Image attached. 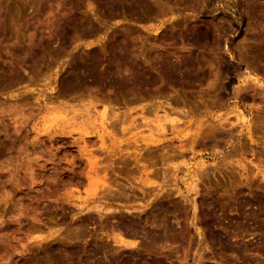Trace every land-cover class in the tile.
I'll return each instance as SVG.
<instances>
[{
    "label": "rangeland",
    "instance_id": "rangeland-1",
    "mask_svg": "<svg viewBox=\"0 0 264 264\" xmlns=\"http://www.w3.org/2000/svg\"><path fill=\"white\" fill-rule=\"evenodd\" d=\"M109 1L0 0V264H264V0Z\"/></svg>",
    "mask_w": 264,
    "mask_h": 264
},
{
    "label": "bare ground",
    "instance_id": "bare-ground-1",
    "mask_svg": "<svg viewBox=\"0 0 264 264\" xmlns=\"http://www.w3.org/2000/svg\"><path fill=\"white\" fill-rule=\"evenodd\" d=\"M108 1H109V0H108ZM111 1L114 2L115 0H111ZM117 1H118V0H117ZM123 1H124V0H123ZM123 1H122V2H123ZM106 2H107V1H106ZM113 2H112V4H113ZM136 2H137V1H136ZM139 2H140V1H139ZM107 3H108V2H107ZM109 3H111V2L109 1ZM137 3H138V2H137ZM127 4H128V3H127ZM129 4H131V3H129ZM129 4H128V5H129ZM107 5H108V4H107ZM121 6H122V5H121ZM110 7H112V6L110 5ZM110 7H109V8H110ZM112 8H113V7H112ZM112 8H111V9H112ZM116 8H117V7H116ZM113 9H114V8H113ZM121 46H122V45H121ZM121 46H120V47H121ZM117 49H119V48H117ZM120 49H121V48H120ZM123 49H124V48H123ZM125 50H126V48H125ZM117 51L119 52V51H121V50H117ZM118 52H117V53H118ZM121 52H122V51H121ZM124 52H125V51H124ZM111 54H112V52H111ZM115 54H116V53H115ZM119 54H121V53H119ZM125 54H127V53L125 52ZM125 54H124V55H125ZM128 54H129V53H128ZM112 55H113V54H112ZM112 55H111V56H112ZM239 56H240V55H239ZM239 56H238V57H239ZM240 57H241V56H240ZM92 58H93V57H92ZM129 58H130V57H129ZM131 58H133V57H131ZM134 58H135V57H134ZM97 59H98V58H97ZM92 60H93V59H92ZM123 60H125V59H123ZM130 60H132V59H130ZM111 61H112V60H111ZM127 61H128V60H127ZM158 61H159V60H158ZM91 62H92V61H91ZM93 62H94V61H93ZM93 62H92V63H93ZM124 62H125V61H124ZM124 62H123V63H124ZM154 62H155V61H154ZM156 62H157V61H156ZM88 63H89V62H88ZM115 63H117V62H114V64H115ZM127 63H128V62H127ZM157 63H158V62H157ZM165 63L167 64V62H165ZM102 64H103V63H102ZM112 64H113V63H112ZM112 64H111V65H112ZM114 64H113V65H114ZM132 64H133V63H132ZM158 64H159V63H158ZM166 64H165V65H166ZM183 64H184V63H183ZM84 65H85V63H84ZM94 65H95V64H94ZM127 65H128V64H127ZM156 65H157V64H156ZM184 65H186V64H184ZM86 66H87V65H86ZM95 66H96V65H95ZM103 66H104V65H103ZM130 66H131V65H130ZM147 66H148V65H147ZM151 66H152V65H150V68H153V67H151ZM179 66H180V65H179ZM105 67H106V66H104L103 68H105ZM157 67H160V66L157 65ZM157 67H156V68H157ZM169 67H170V66H167L163 72H166V74H167L168 76H170L169 74H171V76H172V72H173V70L175 71V69H177V68L174 67L175 69L173 68V70H171ZM95 68H96V67H95ZM247 68H249V67H247ZM250 68H251V67H250ZM88 69H89V68H88ZM107 69H108V68H107ZM154 69H155V67H154ZM158 69H159V68H158ZM158 69H157V71H159ZM253 69H254V70H253ZM90 70H91V69H90ZM93 70H94V68L92 67V70H91V71H93ZM96 70L98 71V69H96ZM121 70H122V69H121ZM136 70H137V69H136ZM180 70H181V69H180ZM252 70H253L252 74L255 72V73H257L258 75H262V76H264V68H263V69H260L259 67H258V68L256 67V68H252ZM106 71H107V70H106ZM127 71H129V69H128ZM157 71H156V69H155L154 73L157 72ZM70 72H71V71H70ZM80 72H81V71H80ZM84 72H85V71H84ZM93 72H94V71H93ZM125 72H126V70H125ZM131 72H132V71H131ZM136 72H138V71H136ZM136 72H134V73H136ZM161 72H162V71H161ZM161 72H160V73H161ZM178 72H179V71H178ZM180 72H181V71H180ZM73 73H75V72H73ZM78 73H79V72H78ZM78 73H76V74L78 75ZM86 73H87V72H86ZM97 73H98V72H97ZM99 73H102V72H99ZM126 73H127V72H126ZM158 73H159V72H158ZM250 73H251V72H250ZM92 74H93V73H92ZM115 74H116V73H115ZM118 74H119V73H118ZM127 74H128V73H127ZM129 74H130V72H129ZM129 74H128V75H129ZM173 74H174V73H173ZM248 74H249V73H248ZM97 75H98V74H97ZM100 75H101V74H100ZM138 75H139V74H138ZM163 75H164V74H163ZM163 75H162V76H163ZM87 76H88V74H87ZM87 76H85V77L87 78ZM93 76H95V75H93ZM104 76H105V75H104ZM107 76H108V75H107ZM107 76H106V77H107ZM110 76H111V77L108 76V77H109L108 79L111 78L115 83H118V82H121V83H124V84L127 83V79L125 80V78L120 79L118 76H116V75L114 76V74H113V75L111 74ZM158 76H159V75H158ZM162 76H160V77H162ZM175 76H176V75H175ZM80 77H81V76H80ZM85 77H84V78H85ZM128 77H129V76H128ZM142 77H143V76H142ZM142 77H141V79H142ZM155 77H156V76H155ZM163 77H166V76H163ZM92 78H93V77H92ZM121 78H122V76H121ZM151 78H152V77H151ZM167 78H168V77H167ZM242 78H244V77H242ZM103 79H104V77H103ZM103 79H102V80H103ZM128 79H129L128 82L130 81L129 83L131 84V83H132L131 79H130V78H128ZM157 79H158V78H157ZM163 79H164V78H163ZM245 79H248V78H245ZM245 79H244V82H245ZM74 80H75V79H74ZM92 80H93V79H92ZM96 80H98V79H96ZM136 80H137V79H136ZM146 80H147V78H146ZM148 80H149L150 82H153V81H154L153 79H151V80L148 79ZM90 81H91V78H90ZM99 81H101V80H99ZM103 81H104V80H103ZM117 81H118V82H117ZM143 81H145V80H143ZM70 82L73 83V80H71ZM70 82H69V83H70ZM74 82H76V81H74ZM95 82H97V81H95ZM95 82H93V83H95ZM110 82H111V80H110ZM137 82H138V81H137ZM242 82H243V81H242ZM99 83H100V82H99ZM134 83H135V82H134ZM145 83H146V81H145ZM74 84H75V83H74ZM76 84H77V83H76ZM83 84H84V83H83ZM100 84H101V83H100ZM130 84H129V85H130ZM141 84H142V83H141ZM70 85H71V84H70ZM114 85H115V84H114ZM116 85H117V84H116ZM126 85H127V84H126ZM133 85H134V84H133ZM135 85H138V84H135ZM144 85H145V84H144ZM65 86H66V85H65ZM65 86H64V87H65ZM88 86H89V85H88ZM90 86H91V85H90ZM96 86H97V85H96ZM106 86H107V85H106ZM106 86H105V87H106ZM108 86H109V84H108ZM108 86H107V87H108ZM111 86H113V84H112ZM138 86H139V85H138ZM150 86H153V85H150ZM80 87H81V86H80ZM82 87H83V86H82ZM94 87H95V85H94ZM125 87H126V86H125ZM263 89H264V88H263ZM249 90H250V88H249ZM73 91H74V90H73ZM242 91H243V90H242ZM244 91L247 92V89L244 90ZM263 91H264V90H263ZM263 91H262V92H263ZM236 92H237V91H236ZM241 93H242V92H241ZM263 93H264V92H263ZM66 95H67V94H66ZM263 98H264V97H263ZM261 99H262V98H261ZM261 99H260V100H261ZM263 107H264V106H263ZM154 108H155V107H154ZM159 108H160V107H159ZM150 110H151V109H150ZM104 112H105V111H104ZM162 112H163V111H162ZM239 112H240V111H239ZM158 113H159V112H157V113L154 112L155 115H158ZM102 114H103V113H102ZM100 116H101V114H100ZM102 116H103V118L106 117L104 114H103ZM102 116H101V117H102ZM104 116H105V117H104ZM108 116H109V114H108ZM155 117H156V116H155ZM155 117H154V118H155ZM103 118H102V119H103ZM106 118H109V117H106ZM106 118H105V119H106ZM210 118H211V121L214 120V119H213L214 117H208L206 120H210ZM223 118H224V117H223ZM225 118H226V117H225ZM238 118H239L238 120H240V121L242 122V124H244V125L247 124V123L244 121V117H243L242 115H239ZM260 118H261V117H260ZM105 119H104V120H105ZM102 121H103V120H102ZM106 121H107V120H106ZM167 121H168V116H167V114H166L165 112H164L163 115H161V116H159V117L157 118V121H156V119H155V122H156V123H154V124H156V127H155L154 130H155L156 133L158 132L157 136H158V135H160V136L157 137V138L155 137L156 139L153 138L154 140L151 139L152 141L149 140V141H151V142H150L151 144H158V143L162 142L161 140H162L163 137H165V134H166V131H165L166 128H169V129H170V134H171L172 136L177 134L178 136H176V137L179 138V134H178L179 127H178V125H176V124H177V119H176V120L173 119V120L168 121V124H169L168 127H167V124H165L166 126H164V124H163V123H165V122H167ZM197 121H198V120H197ZM199 121H201V120H199ZM211 121H210V123H211ZM124 122H125V121H124ZM203 122H205V121L203 120ZM225 122H228V121H227L226 119L218 118V120H217V125H218L220 128H224V129H225V127H226L225 124H224ZM102 123H103V122H102ZM114 123H115V121H114ZM198 123H199V122H198ZM198 123H197V124H198ZM207 123H208V127H209L211 130H210L207 126H206V127H207V128H206V127H203V125L201 126V124H198V125H200L199 130L203 129V131H204V129L206 128V130L204 131V133H205L206 131H208V132L210 131V132L213 134V137L215 138L214 135H216V133H217L216 131L220 132V131H219V128H218L217 130L215 129V124H216V123H215V124H210L209 121H207ZM85 124H86V123H85ZM195 124H196V123H195ZM204 124H205V123H204ZM237 124H238V122H237ZM242 124H241V125H242ZM110 125H111V124H110ZM148 125H149V124H148ZM247 125H248V124H247ZM151 127H152V126H150V128H151ZM202 127H203V128H202ZM239 127L241 128V126H239ZM242 127H243V126H242ZM247 127H248V126H247ZM84 128H85V127H84ZM103 128H104V127H103ZM200 128H201V129H200ZM249 128H250V127H249ZM249 128L247 129V135H248L249 140H250L249 142L253 144V143H255V141H253V138L251 137V133H250ZM207 129H209V130H207ZM80 130H81V129H80ZM154 130H153V131H154ZM214 130H215V131H214ZM220 130L222 131V129H220ZM234 130H235V129H234ZM85 131H87V130H85ZM88 131H89V129H88ZM197 131H198V130H197ZM203 131H202V132H203ZM232 131H233V129H232ZM199 132H200V131H199ZM86 133H87V132H86ZM92 133H93V132H92ZM92 133H91V135H92ZM152 133H153V132H152ZM195 133H196V132H195ZM206 133H207V132H206ZM95 134H96V133H95ZM168 134H169V133H168ZM191 134H192V133H191ZM193 134H194V133H193ZM193 134H192V135H193ZM220 134H221V136H222V133H220ZM231 134H232V133H231ZM245 134H246V133H245ZM88 135H89V134H88ZM171 135H169V136H171ZM203 135H204V134H203ZM210 135H211V134H210ZM223 135H224V134H223ZM252 135H253V134H252ZM84 136H85V135H84ZM204 136L207 137V138L211 137V136H208V134H207V135H204ZM217 136H218V134H217ZM229 136H230V135H229ZM160 137H161V138H160ZM173 137H174V136H173ZM200 137H201L200 135H199V136L197 135V136L193 139L192 142L194 143L196 140H198V142H199V138H200ZM227 137H228V136H227ZM230 137H231V136H230ZM262 137H263V136H262ZM202 138H203V137H202ZM214 138H211V139L213 140ZM259 138H260V136H259ZM263 138H264V137H263ZM189 139H191V138H189ZM200 139H201V138H200ZM203 139H204V138H203ZM203 139H201V140H203ZM209 139H210V138H209ZM209 139H208V140H209ZM211 139H210V141H211ZM218 139H219V138H218ZM226 139L228 140V138H226ZM254 139H255V138H254ZM260 139H262V138H260ZM184 140H185V139H184ZM186 140H187V139H186ZM216 140H217V137H216ZM258 140H259V139H258ZM258 140H256V141H258ZM203 141H204V140H203ZM222 141H223V144H224V142H226V141H224V140H222ZM262 141H263V143H262V142H260V143H262L263 146H264V140H262ZM181 142H183V141L181 140V141H180V144H182ZM186 142H187V144L189 145L188 141H186ZM198 142H197V144H198ZM201 142H202V141H200V143H201ZM204 142H206V141H204ZM221 143H222V142H221ZM184 144H186L185 141H184V143L182 144V146H180V150L183 148V146H184V148H185V145H184ZM187 144H186V145H187ZM197 144H196V146H197ZM201 144H203V142H202ZM227 144H228V143H227ZM258 144H259V142H258ZM210 145H211V144H210ZM260 145H261V144H260ZM205 146H206V144H205ZM213 146H214V148H215V145H213ZM216 146H217V145H216ZM218 146H219V145H218ZM239 146H240V145H239ZM191 147H192V146H191ZM193 147H195V146L193 145ZM203 147H204V146H203ZM207 147H208V146H207ZM210 147H211V146H210ZM163 148H165V146H164ZM163 148L159 149V147H158V151H161ZM186 148H187V147H186ZM208 148H209V147H208ZM212 148H213V147H212ZM216 148H217V147H216ZM250 148H251V147H250ZM156 149H157V148H156ZM166 150H167V149H166ZM185 150H186V149H185ZM235 150H236V149H235ZM243 150H244V149H243ZM236 151H237V150H236ZM161 152H162V151H161ZM161 152H160V153L158 152L159 155L161 154L160 157L163 156L162 153H164V152H162V153H161ZM169 152H170V151H169ZM241 152H242V151H241ZM249 152H250V151H249ZM261 152H262V151H261ZM166 153H167V152H165V155H164V156H166ZM233 153H235V152H233ZM233 153H231V154H233ZM257 153H259V152L257 151ZM167 154H168V153H167ZM169 154H170V153H169ZM177 154H179V152H178ZM177 154H175V155H177ZM236 154H238V153H236ZM175 155H174V157H175ZM227 155H228V156H226V157L229 158V157H230L229 154H227ZM257 155H259V154H257ZM257 155H256V156H257ZM262 155H263V154H262ZM137 156H138V155H137ZM137 156H136V157H137ZM152 156H153V155H152ZM164 156H163V158H164ZM167 156H168V155H167ZM172 156H173V155H172ZM172 156H171V157H172ZM231 156H232V155H231ZM237 156H238V155H237ZM134 157H135V156H134ZM136 157H135L133 160H136V159H137ZM154 157H155V155H154ZM157 157L160 159V157H159L158 155H157ZM157 157H156V158H157ZM171 157H170V158H171ZM176 157H178V156H176ZM233 157H234V156H233ZM260 157H261V155H260ZM120 158H121V157H120ZM158 158L154 161L155 163H156V161H157V162L160 161V160H158ZM170 158H169V159H170ZM228 158H227V159H228ZM231 158H232V157H231ZM258 158H259V157H257V159H258ZM262 158H263V156H262ZM125 159H126V158H125ZM165 159H167V158L165 157ZM165 159H164V160H165ZM235 159H236V158H235ZM259 159H260V158H259ZM164 160L162 161V159H161L160 162H164ZM167 161H168V160H167ZM256 161H257V160H256ZM136 162H138V161H136ZM258 163H260V162H258ZM92 165H93V164H92ZM157 165H158V164H157ZM143 167H144V166H143ZM143 167H142V168H143ZM160 167H161V165H160ZM161 169H162V168H161ZM161 169H160V170H161ZM176 169H178V168H176ZM176 169H175V170H176ZM168 170H169V169H168ZM170 170H171V169H170ZM158 171H159V170H158ZM172 171H173V169H172ZM176 171H178V170H176ZM196 171H197V170H196ZM196 171H195V172H196ZM153 172H155V171H153ZM156 173H157V172H156ZM158 173H159V172H158ZM160 173H161V172H160ZM166 173L168 174V172H166ZM169 173H170V172H169ZM174 173H175V172H174ZM162 174L164 175L165 172H162ZM170 174H171V176H172V173H170ZM193 174H194V172H193ZM195 174H196V173H195ZM195 174H194V176H193V175H192V176L195 177ZM202 174H203V173H202ZM152 175H153V174H152ZM197 175H199L198 172H197ZM171 176H170V177H171ZM189 176H190V175H189ZM189 176H187L188 180H186V182L188 181V183H187V184H188V187L186 188V193L189 194V192H190V193L193 192V193H194V196H196V195H195V194H196V190H197V189H196V184H198V183L195 184L193 178H190ZM192 176H191V177H192ZM200 176H201V174H200ZM202 176H203V175H202ZM202 176H201V177H202ZM261 176H262V175H261ZM167 177H168V176H167ZM165 178H166V177H165ZM174 178H175V177H174ZM158 179H159V177H158ZM162 179H163V182H165L164 177H163ZM168 179H169V177H168ZM194 179H195V178H194ZM169 180H170V179H169ZM171 180H172V179H171ZM195 180L198 181V179H195ZM167 181H168V180H167ZM174 181H175V183H176V179H174ZM161 183H162V180H161ZM166 184L169 185V183H166ZM100 185H101V184H100ZM107 185H108V184H107ZM107 185H106V186H107ZM144 185H145V184H144ZM163 185H164V184H163ZM165 186H166V185H165ZM175 186H177V183H176ZM108 187H109V186H108ZM158 187H159V186H158ZM171 187H172V186H171ZM96 188H98V187H96ZM163 188H164V187H163ZM167 188H168V187H167ZM108 189H109V188H108ZM153 189H154V188H153ZM158 189H159V188H158ZM160 189H161V188H160ZM155 190H156V189H155ZM175 190H177V191H175ZM175 190H174V191H175V192H178V195L180 194L181 198H182L185 202H190L191 204L194 203V202H193V199H192L191 197L183 196V194H182L180 188L175 189ZM102 192H103V191H102ZM108 192H109V191H108ZM150 192H151V191H150ZM156 192H157V191H156ZM158 192H159V191H158ZM168 192L170 193V191H168ZM152 193H153V192H152ZM197 193H198V192H197ZM94 195H95V194H94ZM107 195L109 196V194H107ZM167 195H168V194H167ZM169 195H170V194H169ZM157 197H158V196H157ZM256 200H257V199H256ZM181 201H182V200H181ZM184 201H183V202H184ZM184 204H185V203H184ZM247 204H248V203H247ZM247 204H246V205H247ZM247 207H248V206H247ZM194 209H195V207H194ZM98 212H99V210H98ZM106 212H107V211H106ZM193 225H194V224H193ZM134 226H135V225H134ZM197 228H198V227H197ZM124 229H125V228H124ZM130 229H131V228H130ZM133 230H135V229L133 228L132 231H133ZM129 231H131V230H129ZM129 231H128V232H129ZM135 233H136V232H135ZM135 233H133V234H135ZM133 234H131V235L129 234V235H130L131 237H135V236H133ZM136 234H137V233H136ZM121 235H122V234H121ZM204 236H205V235H204ZM204 236H203V237H204ZM199 237H200V236H199ZM216 237H217V236H216ZM129 238H130V237H129ZM116 239H117V238H116ZM116 239H114V240H116ZM213 239H214V238H213ZM215 239H216V238H215ZM221 239H222V238H221ZM224 239H225V238H224ZM227 239H229V238H227ZM130 240H131V239H130ZM203 240H204V238H203ZM216 240L220 241V239H216ZM225 240H226V239H225ZM135 241H136V240H135ZM208 242H209V240L207 241V243H208ZM216 242H217V241H216ZM220 242H221V241H220ZM222 242H225V241H222ZM226 242H227V241H226ZM229 243H230V242H229ZM122 244L125 245L127 248H130V249H132V250H138V248H139V247H138V244H136V242H131L130 244H125V243L122 242ZM198 244H199V243H198ZM200 244H201V243H200ZM208 244H209V243H208ZM230 244H231V243H230ZM209 245H210V244H209ZM220 245H221V244H220ZM227 245H228V244H227ZM225 246H226V244H225ZM230 246H231V245H230ZM234 246H235V245H234ZM203 247H204V245H203ZM227 247H229V245H228ZM232 247H233V245H232ZM235 247H236V246H235ZM118 248L122 249L120 246H119ZM204 248H205V247H204ZM230 248H231V247H230ZM238 248H239V246L237 247V249H238ZM124 249H125V251L127 250L126 248H124ZM124 249H123V250H124ZM228 249H229V248H228ZM233 249H235V248H233ZM233 249H232V250H233ZM239 249H240V248H239ZM257 250H258V249H257ZM140 251H141V250H140ZM235 251H236V250H235ZM129 252H130V251H129ZM121 253H122V252H121ZM125 253H126V252H125ZM127 254H128V253H127ZM127 254H126V255H127ZM128 255H129V254H128ZM128 255H127V256H128ZM131 255H132V254H131ZM117 256H118V255H117ZM119 257H120V256H119ZM128 257H131V256H128ZM131 258H132V257H131ZM203 258H204V257H203ZM200 259H201V257H200ZM201 261H202V260H201ZM159 264H160V263H159Z\"/></svg>",
    "mask_w": 264,
    "mask_h": 264
}]
</instances>
